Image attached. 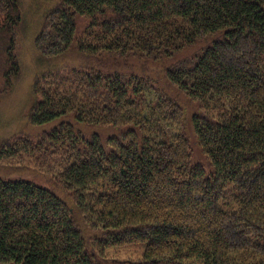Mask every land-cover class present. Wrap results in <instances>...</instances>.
<instances>
[{
  "label": "trees",
  "instance_id": "1",
  "mask_svg": "<svg viewBox=\"0 0 264 264\" xmlns=\"http://www.w3.org/2000/svg\"><path fill=\"white\" fill-rule=\"evenodd\" d=\"M21 19L0 0L5 88ZM41 19L28 123L123 131L1 142L56 191L0 177V264H264V0H58Z\"/></svg>",
  "mask_w": 264,
  "mask_h": 264
},
{
  "label": "rangeland",
  "instance_id": "2",
  "mask_svg": "<svg viewBox=\"0 0 264 264\" xmlns=\"http://www.w3.org/2000/svg\"><path fill=\"white\" fill-rule=\"evenodd\" d=\"M57 1L18 0L22 19L17 27L15 55L20 72L11 81L12 85L8 88H5L3 77L7 64L5 63L2 49H0V144L2 141L8 140L10 135L16 134H23L36 139L42 131H49L60 122L65 121L73 124L74 129L87 139L91 138L93 134H97L104 148H107V140L110 137L120 136L123 131L122 127H85L76 122L73 113L38 126H31L27 121L28 107L33 99L30 91L31 83L36 71L41 69V61L34 45V37L39 30L42 15L52 8ZM84 23L85 20L83 18H78V31L82 29ZM65 58L71 65L77 62L81 63L78 54L74 50L66 53L61 60L63 61ZM187 138L191 142L193 163H201L207 170V160L200 152L196 141H194L192 131L187 134ZM0 177L23 178L44 188L56 191L52 183L47 180L46 175L37 172L32 165L19 164L18 161L11 163L0 159Z\"/></svg>",
  "mask_w": 264,
  "mask_h": 264
}]
</instances>
